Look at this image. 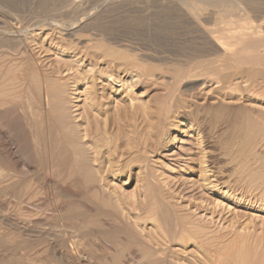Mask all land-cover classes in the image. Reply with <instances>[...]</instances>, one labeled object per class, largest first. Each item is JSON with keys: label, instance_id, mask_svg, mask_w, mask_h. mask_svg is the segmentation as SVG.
Instances as JSON below:
<instances>
[{"label": "rangeland", "instance_id": "374dc122", "mask_svg": "<svg viewBox=\"0 0 264 264\" xmlns=\"http://www.w3.org/2000/svg\"><path fill=\"white\" fill-rule=\"evenodd\" d=\"M184 1L186 0H0V89H4L7 86L6 89H9L10 93L12 92L11 97L9 96L7 100L9 103L7 101L0 102V264H110L112 258L118 259L119 264L121 262L122 264H136L128 258V254L131 253L128 251H135L137 255L139 254L138 247L136 246L137 243L135 242H139V238H142L141 232L145 226L147 231L154 233L156 237H161L162 233L178 228L180 226L179 224H182L179 208L184 211L186 209L188 211L194 210L193 208L190 210L186 208L187 201L184 198H177L178 195L176 196L172 192L173 186L177 184V188L179 189H184L185 187L190 188L193 182H198V185L202 186L201 174L206 166L203 157H200L189 165V167L195 169V171L192 170L190 172V170H185L184 168H180L181 170L175 169L159 155L161 151L167 148L163 138L165 131L168 132L166 134L175 135L178 131L180 133L185 128L184 125L186 123L182 119L174 116L173 110L176 109V106L183 103L190 106L196 113L194 117L197 115L195 118L198 117L200 121H203L205 129L209 134L211 133L210 137L213 141H216L217 145H220L218 134L223 129L221 120L224 118H229L231 121L238 118L247 119V116L245 117L247 115L245 113L247 109L248 112L252 109L253 111H264V102L242 100L228 103L201 101L174 103L179 96L178 94H173H176V89L179 88V85L176 83H168V79L177 71L178 66L176 64L180 63L181 65H185L189 61L192 64L193 61V63L195 62L193 65L198 70L200 69L198 67L205 60L204 58H197L201 55L200 51L203 48V45L200 43V31L195 29V26L192 25L191 18L186 14L182 6V2ZM238 1L241 3L240 8L251 6L256 1V3L264 5V0H254V2L253 0ZM217 2L207 7L206 12L202 15L201 19L204 27L215 29L218 26L215 24V18L218 17V14H221V4ZM236 9H238L236 15L241 13L239 8L236 7ZM205 15H207V18L204 17ZM236 18L237 16L234 15L227 17L226 20L233 21ZM214 25L217 26L214 28ZM70 27L73 31L70 33V36H67L65 29L67 30ZM48 34H52L54 38L53 43L55 41V43L61 44L63 50H60V48L54 50L55 46L49 45ZM73 34L76 37H73ZM66 49L67 51H69L68 49H89L90 54L102 57L101 62L98 64L93 62L96 66L94 64L92 66L91 64L88 65L87 62V64H76L74 58L70 57V52L66 53ZM26 51L28 52L25 53ZM44 51L45 53H43ZM33 53H36V56ZM40 58L42 62L39 60ZM38 60L40 65H38V68L42 67L41 70L43 72L45 71L44 73L52 74L56 72L55 70L57 68L58 70L62 69L63 71L69 72V67L66 65H72L71 68H75V80L68 83V88L70 89L67 96L70 97L69 104H72L68 106L74 115L75 123H77L76 125L79 130L83 126H86L87 128L85 127L84 129H90L88 131V133L90 132L89 134L94 133V131L95 133L102 131L103 134L102 132L100 134L105 138L103 139L107 143L110 141L108 144L105 142L107 145L99 150L98 155L92 151L91 144L93 141L90 144L92 138L89 136V139L85 138L88 143L84 140L88 145L87 147L85 146V154L82 153L78 157L74 150L68 148L71 145L67 137L65 138L67 131L56 120L55 112L53 110L46 111L45 102L43 103L44 105L40 102H30L26 93H23L21 89L22 84L20 83L22 80H30V78L37 76L40 77L37 74L38 68L35 63ZM63 60L67 62V64L65 63L66 65ZM106 64H109V67ZM134 66H138V68ZM114 67L121 69L118 68V70ZM122 68H124V71ZM162 69L165 71L163 72ZM127 70L141 75L144 72L143 75L146 76L144 78L142 77V79H145L146 82L147 79L150 80L148 83H141L140 87H135L133 83L132 86L130 85L131 82H129V79H126L128 76L127 73H129H125ZM30 71L37 73L35 74L34 72L32 74ZM161 71L164 77L157 79ZM3 72L5 73L3 74ZM9 72L12 73V76L11 74L9 75ZM110 73L111 75L118 73L119 77L126 79V83L129 82L127 83V87L131 88H129V94L135 99L130 107L131 109L127 104L113 102L112 94L109 92L117 87H111V84L104 78L105 75ZM155 76L157 80H155ZM150 77H154V80ZM2 80L6 85H4ZM159 80L160 82H157ZM123 94L124 92L121 95ZM110 97L112 102H108L111 101ZM13 100L15 101L12 102ZM85 102L88 103L86 104ZM107 102L108 104H106ZM75 105L77 109H74ZM227 105H229L230 109L227 108ZM70 106L74 108L71 109ZM87 106L92 109H89ZM84 111L86 114H84ZM239 112L242 113V116ZM42 113L48 114V116L50 115L48 117L50 121L46 125L44 122L41 123ZM167 115L172 117L167 119ZM239 115L240 117H238ZM38 126L40 129H38ZM130 127L132 128L130 129ZM84 129L81 132H85ZM146 132L149 134L148 136L145 135ZM261 133L263 134V131H260V135L256 134V143L255 139L254 143L255 145L258 144V146L256 145L255 147L253 144L252 150L258 155L261 153L259 156L261 157V161L263 159L262 162H264V145H262L264 144L262 143L264 142V136L262 137ZM128 134L130 135L128 136ZM161 135H163L162 138H160ZM45 136L49 137L47 138ZM60 137L61 139L59 140ZM140 137L143 139H140ZM128 139L132 143H140L137 145V154L139 153V155L136 156L135 153L137 158L133 157V154L129 155L130 141L128 142ZM65 141L66 145L64 144ZM62 143L64 146H62ZM143 143H148L146 147L149 151L145 150L146 147ZM124 144H127V148ZM159 144L161 145L159 146ZM120 145H123V147L120 148ZM106 146H109L107 147L109 150ZM198 147L200 148V145ZM116 148L118 151L114 152ZM218 148V151L222 150L221 146H218ZM44 149H46L45 151L50 150L52 154L51 158L44 153ZM232 149H234V146ZM132 150L130 152H133ZM150 151H153V153ZM110 152H113V154ZM118 152L121 155H118ZM220 152L222 153V151ZM254 152H252V158L250 157L251 155L247 157L248 159L250 158L249 163H252L251 160H253ZM140 153L142 156L146 155L144 157L147 158L148 166L145 167L142 164L139 165V163H136L135 160L142 157ZM89 154L93 156L91 157ZM126 155H129L128 157L130 158L126 157ZM95 156H97L98 161ZM115 156L119 158L117 159ZM107 157L113 160L110 158L108 160L106 159ZM91 158H93V161ZM91 161L94 163L92 164ZM131 161L135 163L131 164ZM72 162L73 164L77 162V166L76 164L73 165ZM262 162V170L264 171V163ZM250 165L253 166V164ZM230 166L234 167L237 165L232 162ZM230 166L227 165V168H231ZM145 172L149 179L147 176L145 177ZM138 173H141L140 176ZM184 174L191 175L193 180H197L187 181L186 186L182 187L181 179H183ZM236 175L234 174V178L231 175V185L238 179V175L235 177ZM241 184L239 183L238 185L241 186ZM166 194L168 195L167 197L165 196ZM180 195L182 196V194ZM171 196L176 197H172L173 200H171ZM165 199L171 201L167 203ZM174 199L176 200L174 201ZM183 200L186 203L182 202ZM147 201H150L149 204L151 205ZM155 202L157 203L155 204ZM176 202L181 206L186 205V209L181 208V206L179 207ZM172 203L175 206L177 205L176 208L168 207L174 206ZM158 204L160 206L162 205L161 209ZM163 204L165 207H163ZM139 205L140 208L141 206L144 208L142 207V210L139 209ZM149 206H153V212H150L151 214L148 210ZM118 207L120 210H118ZM143 209L147 210L146 213L150 214V216L143 212L145 211ZM126 211L128 212L125 213ZM154 211L156 214H154ZM109 213L111 214L109 215ZM160 213L161 216L159 215ZM202 213L204 212H199L198 215L197 212L193 214L202 216ZM141 214L143 216L146 214L142 218H150L153 215L152 222H147L144 226L142 224L135 225L131 222L134 218L133 216H141ZM155 215L157 218H154ZM169 215L171 218L167 217ZM202 217L211 220L209 214L204 213ZM163 218L166 220L169 218L167 220L169 224L166 228L164 226L165 219ZM214 218L212 219L214 221L213 223L217 219L215 218L214 220ZM174 219L176 221H173ZM217 221L215 224L218 223L217 225H219L221 223L222 225H219L220 229L215 224L216 227L212 225V228H217L220 231L230 230L232 227L233 230L235 228L239 230L240 228V226L237 227L239 224L233 225L232 222H229V224L228 222ZM173 222H175V226ZM227 223L228 226H226ZM230 225L232 227L227 229ZM150 227H153V231L151 229L149 230ZM235 230L238 232L237 229ZM122 245L123 248H121ZM128 245L134 246L127 247Z\"/></svg>", "mask_w": 264, "mask_h": 264}, {"label": "bare ground", "instance_id": "6f19581e", "mask_svg": "<svg viewBox=\"0 0 264 264\" xmlns=\"http://www.w3.org/2000/svg\"><path fill=\"white\" fill-rule=\"evenodd\" d=\"M216 2H217V0H186V1L182 2V6H183L186 14L191 18L192 25L195 26V29L197 31L198 30L200 31V43H201V45H203L202 46L203 48L200 51L201 55H199L197 58H204L205 60L204 59L203 60L205 62L203 61L202 64L200 65V67H198V68H200V69H198L199 71L193 65L195 63V62L193 63V61H192V64L190 61H189L190 64H189V62H187V63L185 62L186 63L185 65H181L180 63L176 64L178 66L177 71L175 70L177 73L176 72H175V74L173 73L174 75L172 74V76L168 79V83H176L177 85H179L178 86L179 88L177 87L178 89H176V87H175L176 94H173V95L178 94V96H179L178 99H176V101H174V103L175 102L176 103L177 102H181V103L182 102H186V103L188 102L189 103V102H196V101L219 102V103L220 102H227L228 103V102H236V100L249 101V102H264V5H261L260 3H259L260 5H259L258 3H256L257 2L256 1L251 6L240 8L241 3L238 0H219V2H217V3L221 4L220 5L221 6V14H218V17L215 18V22H216L215 24H217L218 26L214 25V28H215V26H217L215 29H212V28L209 29L207 27H204V24L202 23L201 17L204 14V12H206L207 7L213 5V3H216ZM253 2H254V0H253ZM236 7L239 8L240 12H241L238 15H236L238 13V11H237L238 9H236ZM184 10H182V12H184ZM234 15L237 16V18L235 20H233V21H231L229 19L226 20L227 17H231ZM206 16L207 15H205L204 17H206ZM185 18H186V16H185ZM25 30H27V29H25ZM72 31H73V29L71 27L67 28V30L65 29L67 36H70L71 35L70 33H72ZM61 32H63V31H61ZM75 34H77V33H75ZM75 34H73L74 35L73 37H76ZM22 35H23V33H22ZM43 38L45 39V37H43ZM24 40H26V39H24ZM53 40H54V38H53L52 34H50V35L48 34L49 45H51V46L53 45V47L55 46L54 50H56V49L58 50L59 48H60V50H63L62 49L63 46L61 44L59 45L58 43H55V41L53 43ZM21 41H23V40L21 39ZM85 42H87V41H85ZM23 45H24V43H23ZM87 48H88V46H87ZM26 49L28 50L27 47H26ZM75 49L74 50L68 49L69 51H67V49H66V53L70 52L69 55H70V57L74 58V61L76 64L80 63V65H81L84 63L85 64L88 63V65L91 64V66H92V64H94L95 62L97 64L101 62L102 57L99 55L90 54L88 51L89 49L88 50L87 49L75 50ZM27 52L28 51H26L25 53H27ZM32 52H33V50H32ZM46 52H47V50H46ZM59 52H63V51H59ZM43 53H45V51ZM35 54L33 53L34 56H36ZM22 55H24V54H22ZM48 55H49V53H48ZM26 56H27V54H26ZM27 59H29V58H27ZM44 59H46V58H44ZM55 59H56V57H55ZM39 60L42 62L41 58ZM39 60L37 62H35L37 65V68L40 66L38 63ZM65 60H63V62ZM27 61H29V60H27ZM56 63L59 64L58 62H56ZM65 63L67 64V62H64V64ZM51 64H53V63H51ZM72 64H73V62H72ZM156 64H158V63H156ZM61 65H63V64H61ZM196 65H198V64H196ZM66 66L69 67L68 68L69 72L67 71L68 73L66 71H63L60 68H59L60 70H58V68H57V70L54 69L56 72L50 74V73H44L45 71L43 72L41 70L42 67L38 68L37 69L38 73L35 71L34 72H35V74L37 73L38 75H40V77L37 76V77L30 78V80H22V82H20L22 84L21 89H22L23 93H26L27 98L30 99V102H40L42 104L45 102L46 111L53 110L55 112L56 120L67 131L65 133L66 134L65 138L67 137V139L69 140V141L68 140L67 141L71 145V147H68V148H71L72 150H74L75 154L78 155V157L82 153L85 154L84 151H86V147L88 146L87 145L88 142L86 140L89 139V136H91L90 138H92L90 140V144L93 141V143L91 144L92 145L91 147L93 148L92 151H94L96 153V155H98L99 150L102 147H105V145H107L110 141L107 143V141L104 140L105 138L100 134V132H102V131H100L99 133H95V131L93 130L94 133L89 134L90 132L88 133V131L90 129H87V130L84 129L86 126L85 127L83 126V128L81 130L78 129V126L76 125L77 123H75L74 115L72 114V112L70 111V108L68 106V105H72V104H69V102H70L69 98L70 97L67 96L69 94V89H70V88H68V83L70 81L75 80L76 70H75V68L74 69L71 68L72 65L71 66L66 65ZM53 67H54V65H53ZM74 67H76V66H74ZM116 67H117V65H116ZM116 67H114V68L115 69L119 68V67L118 68H116ZM134 67L138 68V66H134ZM153 67H155V66H153ZM106 68L107 67L105 66V69ZM68 69H66V70H68ZM76 69H78V68H76ZM119 69H121V68H119ZM123 69L124 68H122V70ZM90 70H92V69H90ZM122 70H121V72H122ZM173 70H174V68H173ZM113 71H115V70H113ZM164 71L165 70H163V72ZM34 72H31V73L33 74ZM126 72H129V71L127 70V71H125V73ZM4 73L5 72H3V74ZM31 73H29V74H31ZM100 73H102V72H100ZM141 73H142V71H141ZM149 73H147V74H149ZM10 74L12 76V73L9 72V75ZM32 74H31V76H32ZM127 74H128V76L126 79H129V82H131L130 85H132V83H133V85L135 87H140L141 83H148V81L150 80V79L148 80L147 77H146L147 82L145 79H142V77L144 78V76H146V75H143L144 72L142 75L136 74V72H134V71L129 72ZM168 74H171V73H168ZM151 75H152V73H151ZM151 75H149V76H151ZM156 76H155V80L164 77L162 74V71H161L160 76H158L157 79H156ZM3 78H1V79H3ZM104 78H105V80H107V82L109 84H111V87H113V88L117 87L116 89H113V90H111V92H109L110 94H112L113 102H115V103L121 102V104H127L130 108L132 106L133 102L135 101V99L132 97L131 94H129V92H130L129 88L130 87H127L128 86L127 83H129V82L126 83L125 82L126 79L119 77L118 73L116 75L115 74L111 75V73L107 74V75H105ZM150 78H153V80H154V77H150ZM78 79H80V78H78ZM2 82H3V80H2ZM157 82H160V80ZM12 83H14V82H12ZM149 83H151V82H149ZM4 85H6V84L4 83ZM18 85H20V84H18ZM143 85H145V84H143ZM163 85H164V83H163ZM16 86H17V84H16ZM157 87H158V85H157ZM6 88H7V86H6ZM6 88L0 89V102H6L12 93V92L10 93V90L6 89ZM121 92L122 93L124 92V94L121 95L122 94ZM145 93H147V92L145 91ZM172 97H176V96H172ZM100 100H101V98H100ZM100 100H99V102H100ZM110 100H111V97H110ZM14 101L15 100H13L12 102H14ZM7 102L9 103V101H7ZM108 102H112V100L108 101ZM108 102L106 104H108ZM33 105H35V104H33ZM207 105H209V104H207ZM97 106H99V105H97ZM108 106H112V105H108ZM108 106H106V107H108ZM115 106H116V104H115ZM227 106H228L227 108H229V105H227ZM35 107H37V106L35 105ZM76 107L77 106L75 105V108L74 107L73 108L77 109ZM220 107H222V106H220ZM220 107H218V108L221 110H223V109L225 110L224 106H223V109ZM73 108L71 107V109H73ZM94 108H96V107H94ZM109 108L111 109V107H109ZM113 108H114V106H113ZM113 108H112V110H113ZM83 110H84V107H83ZM240 110H243V109H240ZM244 110H246V109L244 108ZM85 111H84V114H86ZM116 111H117V109H116ZM166 111H168V110H166ZM243 111H241V112H243ZM173 112L175 114V115L174 114L173 115L182 119L186 123V125H184V127H185L184 130H182L180 133L178 131V133L175 135L166 134L168 132L165 131V129H164L165 135L164 136L161 135L160 138H162V136H163L164 142H165L167 148H165V150L161 151L159 155L163 159H165L167 161V163H169L175 169L184 168L185 170H190V172L192 170L195 171V169L193 167H189V165L192 164L197 159H199L200 157H203V160H204V163L206 164V166L205 167L203 166L204 170H203V173L201 174L202 186L198 185V182H193V183L191 182L192 186L190 188L185 187L184 189L183 188L179 189V188H177V184H176V186H173L175 184L174 183L172 185L173 186L172 192L175 193L176 196L177 195L181 196L180 194H182L181 197L177 196V198H180V199L184 198V200L187 201V207L186 208H188L189 210L191 208H193L194 210H191L193 212L188 211L185 208L186 205L185 206L183 205L184 206L183 207L179 203L176 202L179 205V207L181 206V208L186 209L184 211V210L179 208V212L181 214L178 212V214L181 215L180 216L181 223L184 225L179 224L180 225L178 227L179 229L174 228L172 230H167L165 233L164 230L169 224L167 222V220L169 218L167 220L165 218H163V219H165L164 220L165 228H163L164 230H162L164 233H162L161 237H158V236L156 237L154 235V233L147 231L146 230L147 228L145 226V228L141 232L142 238L141 237L139 238V242H135V243H137L136 246L138 247V253L139 254L137 255L135 253V251L134 252L128 251V252H131L130 254H128L129 255L128 258L130 259L131 262H134L136 264H138V263L139 264H264V171L262 170V165H261V162L263 161V159H262V161L260 159L261 157L259 155L261 153L258 155L252 150L253 144L255 145V143H256V139H255V138H257V137H255L256 134H259L260 131L261 132L263 131V134L261 133V136L262 137L264 136V111L263 112L262 111H256V110L253 111V109H252L248 112V109H247L245 112V113H247V115H245V117L247 116V119H239L238 118L239 120L235 119L232 121L229 118H224L223 120L220 119L222 121V122L221 121L220 122H221L222 128H223L221 130L220 134H218L219 135L218 139H219L220 145H217L216 141L212 140V138L210 137L211 133L209 134L207 132V130L205 129V125H204L203 121H200L198 119V117L195 118L197 115L194 117V115L196 113H195V111H193V109H191L190 106H187L184 103L180 104V105L176 106V109L173 110ZM241 112H239V113L242 116ZM165 115H166V113H165ZM49 116H48V114L42 113V118H41L42 122L41 123L44 122L46 125V123L48 121H50L49 120L50 118H48ZM109 117H111V116H109ZM170 117H172V116L167 115V119H170ZM238 117H240V115ZM85 118H86V116H85ZM93 119H94V117H93ZM112 119H113V117H112ZM167 119H166V121H167ZM81 120H83V119H81ZM32 121H34V120H32ZM36 122H37V120H36ZM53 122H54V120H53ZM41 123H39V124H41ZM125 124H127V123H125ZM152 124H153V122H152ZM147 125L149 126V124H147ZM50 126H51V124H50ZM53 126H54V124H53ZM79 126H82V125H79ZM95 126L97 127V125H95ZM124 126H126V125H124ZM33 127H35V126H33ZM47 127H48V125H47ZM35 128H34V130H35ZM110 128H112V127H110ZM131 128L132 127H130V129ZM38 129H40L39 126H38ZM83 129L85 132H81ZM126 129H128V128L126 127ZM121 131H123V130H121ZM211 131L213 132V130H211ZM81 133H83V134H81ZM162 133L164 134V132H162ZM102 134H103V132H102ZM129 135L130 134H128V136ZM145 135L148 136L149 134H147V132H146ZM37 136H39V135H37ZM34 137H35V135H34ZM45 137H47V136H45ZM85 138H87V139L85 140ZM118 138H119V136H118ZM141 138L142 137H140V139ZM60 139H61V137L59 138V140ZM123 139L126 140L125 138H123ZM254 139H255V143H254ZM84 140L87 143L84 142ZM127 141L128 142L130 141L129 142L130 143L129 155L133 154L134 155L133 157L138 156L139 153L137 154V148H138L137 145H139L140 143L139 144H136L135 142L132 143L131 140H129V139ZM68 142H67V145H68ZM143 142H145V140H143ZM262 143H264V142H262ZM64 144L66 145V141L64 142ZM64 144L62 146H64ZM124 145H126V148H127V144H124ZM143 145H145V147H146V146H148V143H145V144L143 143ZM160 145L161 144H159V146ZM198 145H200V148L198 147ZM256 145L258 146V144H256ZM256 145H255V147H256ZM262 145H264V144H262ZM218 146L222 147V150H220V151H222V153L220 151H218V149L220 148V147L218 148ZM233 146H234V149H232ZM107 147H109V146H106V148ZM119 147L121 148V147H123V145L122 146L120 145ZM161 147H163V146H161ZM65 148H66V146H65ZM88 148H90V147H88ZM106 148H104V149H106ZM117 148H118V146H117ZM117 148H116V150L114 149V152L118 151ZM128 148H129V146H128ZM140 148H141V146H140ZM140 148H139V150H140ZM142 149H145V148H142ZM45 150L46 149H44V151ZM89 150L91 151V149H89ZM131 150L133 152H130ZM145 150H148V148L146 147ZM70 152H72V151H70ZM119 152H118V155H121V153H119ZM150 152L153 153V151H150ZM252 152H254L253 153V160H251L252 163H249L250 158L248 159L247 157L251 155L250 157L252 158ZM44 153H46V155L49 158L52 157V154L50 153L49 149L47 151H45ZM110 153L113 154V152H110ZM135 153H136V156H135ZM89 155H91V154H89ZM140 155L142 156L141 153H140ZM92 156L93 155H91V157ZM128 156L126 155V157H128ZM144 156H146V155H144ZM144 156L140 157L138 160H135V161H136V163H139V165L142 164L143 166L146 167V166H148L147 165L148 163H147V158ZM121 157H123V156H121ZM95 158L97 159V156H95ZM109 158L107 157L106 159H108V160L112 159V158H110V159ZM115 158L118 159L119 157L115 156ZM128 158H130V157H128ZM91 159L93 161V158H91ZM84 160H86V159H84ZM75 161H77V160H75ZM97 161H98V159H97ZM97 161L95 160V162H97ZM226 161H228V162H226ZM232 162L236 163L237 166L231 167L230 164ZM76 163L77 162H74V164H76ZM93 163L94 162H92V164ZM132 163L133 162L131 161V164ZM262 163H264V162H262ZM72 164H73V162H72ZM250 164H253V166H251ZM51 165H52V163H51ZM142 165H141V167H142ZM227 165L230 166L231 168H227ZM76 166H77V164H76ZM8 170H9V168H8ZM141 170H142V168H141ZM176 172H178V171H176ZM231 172H232V174H231ZM140 174H139V176H140ZM197 174H198V172H197ZM234 174L238 175V177H237V175L235 176L238 179L236 178L237 180H235L234 182L232 181L233 185H231L230 177L232 178V176H233V178H234ZM146 176H147V173L145 174V177ZM92 177H94V176H92ZM147 178H148V176H147ZM87 179H89V178H87ZM90 179H92V178L90 177ZM168 179H170V178H168ZM177 179H179V178H177ZM98 180L100 181V179H98ZM181 180H182V182L179 179V181L182 183V187H184V186H186L187 181L190 182L193 180V178H191V175H185L184 174L183 179H181ZM195 180H197V179H195ZM195 180H193V181H195ZM239 183L240 184L242 183L241 186L238 185ZM166 185H168V184H166ZM238 186H240V187H238ZM178 187H179V184H178ZM202 187H204V188H202ZM168 191H170V190H168ZM165 196L167 197L168 195L166 194ZM176 196H171L170 199L173 200L172 197H176ZM171 200H168V201L170 202ZM175 200L176 199H174V201ZM184 200L182 202H184ZM112 201H113V199H112ZM165 201L168 203L167 199H165ZM149 202H148V204H149ZM157 202H155V204ZM184 203H186V202H184ZM146 204H145V206H146ZM172 204L174 206H168V207L176 208L177 205L175 206L174 203H172ZM149 205H151V204H149ZM154 206H156V205H154ZM158 206H160V204H158ZM161 206H160V209L162 208ZM142 207L143 206H141V208ZM149 207H148L149 213L153 212L152 211L153 206H149ZM163 207H165L164 204H163ZM141 208L139 205V209H141ZM145 209H146V207H145ZM145 209H143V210H145ZM118 210H120V208ZM173 210H176V209H173ZM157 211H159V210H157ZM127 212L128 211H126L125 213H127ZM143 212L146 213L147 210H145ZM156 212L154 214H156ZM196 212H197V215L199 212H204L205 214H209L211 216V220H207V219H205L206 217L205 218L202 217L204 215V213H202L203 214L202 216L201 215H199V216L194 215V214H196ZM110 214L111 213H109V215ZM137 214H140V213H137ZM146 214H148V213H146ZM146 214H144V216L142 214H141V216H139V215L133 216L132 215L134 217L133 220L131 219V217H129V218H130V220H132L131 222L134 223L135 225H138V224L141 225L142 224L144 226V225H146L147 222H150V223L152 222V220H153L152 217L154 215L152 213L153 214L152 217L148 218L146 216L147 218H142V217H145ZM150 214H148V216H150ZM157 214H158V212H157ZM120 215H122V214L120 213ZM159 215L161 216V213ZM170 215H172V214H170ZM170 215L167 217H170ZM111 216H113V215H111ZM212 216L217 218L216 220L214 218V220L216 222H218L217 220H219V221H222L224 223L232 222L233 225L239 224V225H237V227L240 226L239 230H238V228L234 227L235 229L238 230V232L235 229L233 230V227L231 225L229 227H227V229L228 228L230 229L232 227L231 228L232 230L230 229V230L220 231V230H217V228L216 229L212 228V225H214L216 223V222L213 223L214 221L212 220L213 219ZM127 218H126V220H127ZM154 218H157V216L155 215ZM155 220H157V219H155ZM173 221H176V220L174 219ZM228 223L226 224V226H228ZM173 224L175 226V222H173ZM217 224H215V225L218 226V228H219L220 227L219 225H221V223L219 225H217ZM150 229H151V231H153L152 230L153 227L152 228L150 227L149 230ZM239 231H241V232H239ZM160 232H161V228H160ZM135 234H136V232H135ZM131 246L128 245L127 247H131ZM121 248H123V245ZM119 249H120V246H119ZM135 249H137V248H135ZM129 259H128V262H129ZM118 261H119L118 259L112 258V260L110 261V264H119ZM121 264H122V262H121Z\"/></svg>", "mask_w": 264, "mask_h": 264}]
</instances>
